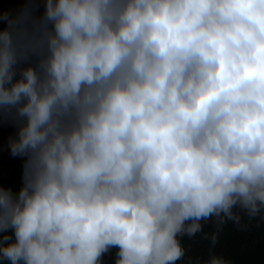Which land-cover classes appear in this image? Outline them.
I'll list each match as a JSON object with an SVG mask.
<instances>
[{"label":"clouds","instance_id":"obj_1","mask_svg":"<svg viewBox=\"0 0 264 264\" xmlns=\"http://www.w3.org/2000/svg\"><path fill=\"white\" fill-rule=\"evenodd\" d=\"M25 4L0 11V126L24 158L0 264H177L200 221L264 214V0Z\"/></svg>","mask_w":264,"mask_h":264},{"label":"trees","instance_id":"obj_2","mask_svg":"<svg viewBox=\"0 0 264 264\" xmlns=\"http://www.w3.org/2000/svg\"><path fill=\"white\" fill-rule=\"evenodd\" d=\"M25 6V0H5V12L13 15ZM34 7L37 14L43 12V4ZM3 26L6 25H0ZM15 132L8 123L0 126V185L18 192L24 158L11 156L8 149L9 137ZM233 212L238 222L213 216L200 221L194 235L178 237L185 255L177 264H206L210 255H223L228 264H264V214L250 217L239 208ZM103 264H114V253L105 255Z\"/></svg>","mask_w":264,"mask_h":264},{"label":"rangeland","instance_id":"obj_3","mask_svg":"<svg viewBox=\"0 0 264 264\" xmlns=\"http://www.w3.org/2000/svg\"><path fill=\"white\" fill-rule=\"evenodd\" d=\"M0 11H5V0H0Z\"/></svg>","mask_w":264,"mask_h":264}]
</instances>
